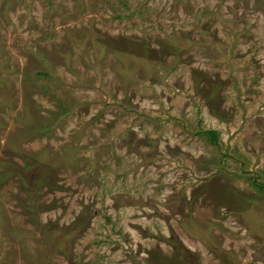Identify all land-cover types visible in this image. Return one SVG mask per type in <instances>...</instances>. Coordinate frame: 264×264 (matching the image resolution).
<instances>
[{
  "label": "rangeland",
  "instance_id": "1",
  "mask_svg": "<svg viewBox=\"0 0 264 264\" xmlns=\"http://www.w3.org/2000/svg\"><path fill=\"white\" fill-rule=\"evenodd\" d=\"M0 264H264V0H0Z\"/></svg>",
  "mask_w": 264,
  "mask_h": 264
},
{
  "label": "trees",
  "instance_id": "2",
  "mask_svg": "<svg viewBox=\"0 0 264 264\" xmlns=\"http://www.w3.org/2000/svg\"><path fill=\"white\" fill-rule=\"evenodd\" d=\"M208 134H209L210 141L215 142L217 132L215 130H209ZM201 237L203 238V241L207 243L206 238L204 236H201ZM180 257H183V256H180Z\"/></svg>",
  "mask_w": 264,
  "mask_h": 264
}]
</instances>
